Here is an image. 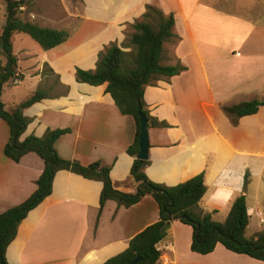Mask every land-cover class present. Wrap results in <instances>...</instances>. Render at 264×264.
Wrapping results in <instances>:
<instances>
[{"label": "crops", "instance_id": "1", "mask_svg": "<svg viewBox=\"0 0 264 264\" xmlns=\"http://www.w3.org/2000/svg\"><path fill=\"white\" fill-rule=\"evenodd\" d=\"M81 14L45 19L43 27L70 30L63 43L40 51L14 54L26 82V99L38 88L49 98L33 105L21 140L41 137L48 129L70 128L55 143L58 154L83 165L110 168L116 189L133 192V118L118 110L106 84L77 82L76 68H95L100 50L121 45L145 5L173 14L174 37L164 43L162 63L186 69L161 77L144 90V109L167 126H148L147 177L173 186L202 172L210 160L207 189L200 208L222 222L231 204L245 195L249 223L246 236L264 228V105L234 123L223 110L244 101L264 99V0H80ZM73 22V23H71ZM39 24V23H38ZM68 25V26H65ZM17 34V33H16ZM15 34V35H16ZM14 35V38H15ZM13 38V40H14ZM14 50V44H13ZM7 109L24 99H13ZM26 86V85H25ZM67 87V88H66ZM9 132L0 119V213L19 205L36 189L44 163L35 153L18 162L3 148ZM245 174L248 183L243 189ZM102 182L69 170L56 172L51 193L29 211L6 250L9 264H102L124 251L129 241L158 220L152 196L118 206L108 200L101 213ZM192 229L171 221L157 243L158 264H264L217 244L208 254L190 248Z\"/></svg>", "mask_w": 264, "mask_h": 264}, {"label": "trees", "instance_id": "2", "mask_svg": "<svg viewBox=\"0 0 264 264\" xmlns=\"http://www.w3.org/2000/svg\"><path fill=\"white\" fill-rule=\"evenodd\" d=\"M3 1L6 17L0 32V119L6 123L9 132L3 153L10 160L18 162L25 154L33 152L43 160L44 168L36 180L35 191L19 205L0 213V264H9L6 250L15 238L19 224L29 211L51 193L54 176L59 170H69L102 182L99 213L108 200L115 201L118 206L130 207L146 195L152 196L158 206V220L136 234L124 251L102 264H131L137 256L140 260L134 264H158L161 253L156 245L164 237L171 221H180L191 227L190 248L193 252L208 254L217 244H221L232 252L264 261V228L256 236H246L249 216L244 194L234 199L222 222L214 220L210 213L200 208L199 201L207 189L210 160L199 174L184 182L167 186L150 180L145 173L148 161L136 157L140 133L138 107L141 106L147 117L148 126H167L165 122L150 117L144 109L145 87L161 77H172L186 69L180 62L175 65L162 63L164 43L175 36L173 14L165 15L156 6L146 4L141 19L132 24L133 31L120 46L116 43L104 46L98 53L94 69L77 67L75 70L77 82L94 86L106 84V92L111 95L120 113L131 116L135 122V139L126 150L133 157L130 179L135 190L123 192L114 187L108 166H102L99 162L83 165L58 154L55 143L61 136L69 133L70 128L48 129L41 137L31 135L21 140L29 123V110L36 103L49 98V93L38 88L14 107H5L2 101L5 84L16 77L23 79L13 50L14 35L25 33L47 50L66 41L69 33L62 29L43 27L23 18L21 8L28 10L27 0ZM262 105L264 99H254L224 106L223 110L236 123L238 118L256 113ZM247 183L248 175L245 174L243 189Z\"/></svg>", "mask_w": 264, "mask_h": 264}, {"label": "rangeland", "instance_id": "3", "mask_svg": "<svg viewBox=\"0 0 264 264\" xmlns=\"http://www.w3.org/2000/svg\"><path fill=\"white\" fill-rule=\"evenodd\" d=\"M28 1V10H25L24 7L21 8V16L23 18L29 19L36 23H44L45 19L49 16L52 18L64 17L65 20L68 17H75V23L77 22V18L81 14V1L80 0H27ZM6 10L5 3L3 0H0V32L2 26L5 22ZM73 23V22H71ZM68 26V25H65ZM69 31L70 30H66ZM43 49L37 42L32 40L29 35L25 33H17L14 38V52L17 55H21L26 51H40ZM21 65L23 67V72L26 76V82L7 87L3 94V99L10 106L13 104V99L16 100L24 99L29 90L27 88V81H29L27 77V73L24 70V62L21 61ZM21 80V79H20ZM26 85V86H25Z\"/></svg>", "mask_w": 264, "mask_h": 264}, {"label": "water", "instance_id": "4", "mask_svg": "<svg viewBox=\"0 0 264 264\" xmlns=\"http://www.w3.org/2000/svg\"><path fill=\"white\" fill-rule=\"evenodd\" d=\"M138 115L140 119V133H139V151L136 155L138 159L147 160L149 156V134H148V120L145 114L142 112L141 106L138 107ZM140 260L137 256L131 264H134Z\"/></svg>", "mask_w": 264, "mask_h": 264}, {"label": "built area", "instance_id": "5", "mask_svg": "<svg viewBox=\"0 0 264 264\" xmlns=\"http://www.w3.org/2000/svg\"><path fill=\"white\" fill-rule=\"evenodd\" d=\"M20 82H21V80L18 77H16V78H14V79H12L10 81V84L11 85H18ZM261 222H264V219L263 218L261 219Z\"/></svg>", "mask_w": 264, "mask_h": 264}]
</instances>
